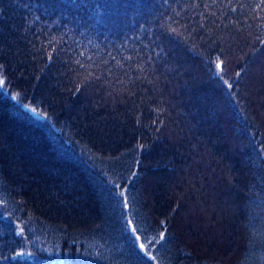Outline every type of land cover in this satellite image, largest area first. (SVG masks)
<instances>
[{"label": "trees", "instance_id": "trees-1", "mask_svg": "<svg viewBox=\"0 0 264 264\" xmlns=\"http://www.w3.org/2000/svg\"><path fill=\"white\" fill-rule=\"evenodd\" d=\"M0 66V264H264V0H0Z\"/></svg>", "mask_w": 264, "mask_h": 264}, {"label": "snow or ice", "instance_id": "snow-or-ice-1", "mask_svg": "<svg viewBox=\"0 0 264 264\" xmlns=\"http://www.w3.org/2000/svg\"><path fill=\"white\" fill-rule=\"evenodd\" d=\"M223 61L219 59V57H217V61H216V68L220 71V72H223L224 71V68H223ZM2 67V66H0ZM0 75H2V73H0ZM222 78V77H221ZM4 83V81L2 79H0V85H2ZM225 83L228 85L229 88L232 87L231 84H229L227 81H225ZM25 107H27L25 105ZM30 111L33 113L34 116L36 117H42L43 119H47V116L41 112V111H38L37 108L33 107L30 109ZM264 150V149H262ZM132 232H136V229L135 227H133L132 229ZM159 238L162 240L164 239V236H163V233L160 234ZM136 239L138 240L139 237L137 236ZM148 243H151V242H148ZM139 248L142 249L145 253L146 256H150V249L148 247H146V244L145 243H140L139 244ZM21 255H23V253H21ZM150 259L152 260H155L156 257L155 256H150Z\"/></svg>", "mask_w": 264, "mask_h": 264}, {"label": "rangeland", "instance_id": "rangeland-1", "mask_svg": "<svg viewBox=\"0 0 264 264\" xmlns=\"http://www.w3.org/2000/svg\"><path fill=\"white\" fill-rule=\"evenodd\" d=\"M1 79V78H0ZM1 87L3 86V84L2 85H0ZM27 109H30V107H27ZM17 232L18 233H22V230L21 229H18L17 230ZM23 257H27V256H29V254H24V255H22Z\"/></svg>", "mask_w": 264, "mask_h": 264}]
</instances>
